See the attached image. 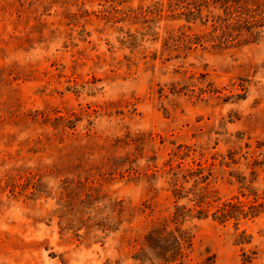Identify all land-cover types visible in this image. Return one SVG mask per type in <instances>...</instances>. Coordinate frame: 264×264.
Instances as JSON below:
<instances>
[{"label": "rangeland", "instance_id": "374dc122", "mask_svg": "<svg viewBox=\"0 0 264 264\" xmlns=\"http://www.w3.org/2000/svg\"><path fill=\"white\" fill-rule=\"evenodd\" d=\"M210 4L0 0V264H148L177 204L185 264H264V214L237 229L174 197L201 166L207 195L264 202V33L227 37Z\"/></svg>", "mask_w": 264, "mask_h": 264}, {"label": "trees", "instance_id": "16d2710c", "mask_svg": "<svg viewBox=\"0 0 264 264\" xmlns=\"http://www.w3.org/2000/svg\"><path fill=\"white\" fill-rule=\"evenodd\" d=\"M200 5L210 2L216 4L223 16L220 18L223 33L227 37L238 36L246 39L259 40L264 33V0H197ZM214 7V6H213ZM202 10L198 9V13L193 12V19L201 17ZM204 170L200 166L199 170L193 171L188 169L174 173L175 184L179 181V175H182L185 182L189 179H195L194 188L186 191L185 187L175 189L174 197L177 198L176 203L181 199H190V193L193 191L198 206L201 207L197 211L199 218L211 217L220 224H226L235 221L237 229L243 219H254L264 214V202L248 203L239 197L222 201L220 198L215 199L210 194L207 195L209 178L203 175ZM205 185V186H202ZM177 185V184H176ZM246 196L247 194L244 193ZM258 197V194H254ZM264 198V196H262ZM218 202L215 210L210 214L209 208L212 206L211 199ZM193 210L188 209L185 205H176L171 218L161 220L157 225L150 228L144 237V245L137 252L135 258L148 264H185L187 255L193 250V234L184 226L186 218L191 216ZM253 236L248 235L246 230L241 234L237 244H251ZM243 264H251L253 258L243 254ZM213 260L207 264H214Z\"/></svg>", "mask_w": 264, "mask_h": 264}]
</instances>
